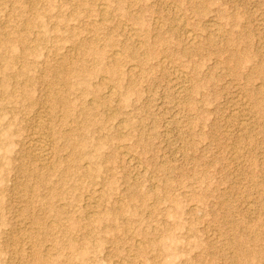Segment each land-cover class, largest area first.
<instances>
[{"label":"rangeland","instance_id":"obj_1","mask_svg":"<svg viewBox=\"0 0 264 264\" xmlns=\"http://www.w3.org/2000/svg\"><path fill=\"white\" fill-rule=\"evenodd\" d=\"M6 66L0 264H264V0H0Z\"/></svg>","mask_w":264,"mask_h":264},{"label":"bare ground","instance_id":"obj_2","mask_svg":"<svg viewBox=\"0 0 264 264\" xmlns=\"http://www.w3.org/2000/svg\"><path fill=\"white\" fill-rule=\"evenodd\" d=\"M193 40L194 37L191 36ZM22 52H27L26 47H22ZM0 74V88L2 91L8 92V82L6 79L12 76L13 71L10 70V67L6 66V68H1ZM16 75H20V72L14 73ZM34 146L35 151L33 153L34 157L38 160V163L33 167V173H40L41 168L49 165L50 161L54 157L53 146L51 144L52 140V132L49 131V126L40 119L38 126L34 129Z\"/></svg>","mask_w":264,"mask_h":264}]
</instances>
